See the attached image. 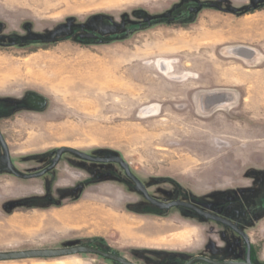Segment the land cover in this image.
Returning <instances> with one entry per match:
<instances>
[{
    "label": "rangeland",
    "instance_id": "374dc122",
    "mask_svg": "<svg viewBox=\"0 0 264 264\" xmlns=\"http://www.w3.org/2000/svg\"><path fill=\"white\" fill-rule=\"evenodd\" d=\"M0 134L23 175L62 148L119 157L153 199L231 221L264 264V0H0ZM73 247L133 264L247 253L227 226L150 204L118 164L66 154L23 180L0 143V253Z\"/></svg>",
    "mask_w": 264,
    "mask_h": 264
},
{
    "label": "water",
    "instance_id": "95a60500",
    "mask_svg": "<svg viewBox=\"0 0 264 264\" xmlns=\"http://www.w3.org/2000/svg\"><path fill=\"white\" fill-rule=\"evenodd\" d=\"M0 143L5 151L6 154V160H7V168L8 171L16 176L19 179L23 180H33V179H39L43 176L49 174L52 172L60 163L62 157L66 154H72L74 156H77L78 158H81L83 160H86L91 163L95 164H118L126 173V176L128 179L135 185V187L142 193L144 198L153 206L162 209V210H170L173 208H185L188 210H191L198 215L204 217L207 220L217 222L220 224H223L232 230H234L246 243L247 245V255L246 260L243 262H237V261H214L210 260L208 258L203 257H197L192 259L188 264H197V263H205V264H254L252 262V247L251 242L249 240V237L241 230L239 229L235 224H233L231 221H228L224 218L217 217L214 215H211L207 212L202 211L201 209L197 208L196 206L185 203V202H175L171 204H164L161 203L155 199H153L143 184L132 174L131 169L127 163H125L121 158L119 157H113V158H99L94 157L85 153H82L78 150L72 149V148H62L56 155L55 160H53L52 166L45 171L34 174V175H23L17 172L11 162V159L9 157V152L7 149V145L3 139V137L0 134ZM95 255L99 256L101 258L107 259L109 261H112L116 264H133L132 262L128 261L127 259L118 256L116 254L105 252L98 248L93 247H73L68 249H60V250H34V251H24V252H15V253H0V262H9V261H22V260H31V259H60L75 255Z\"/></svg>",
    "mask_w": 264,
    "mask_h": 264
},
{
    "label": "flooded vegetation",
    "instance_id": "af4514ba",
    "mask_svg": "<svg viewBox=\"0 0 264 264\" xmlns=\"http://www.w3.org/2000/svg\"><path fill=\"white\" fill-rule=\"evenodd\" d=\"M6 47H7V46H6ZM8 47H9V46H8ZM4 152H5V151H4ZM55 169H56V168H55ZM55 169H54V170H55ZM54 170H53V171H54ZM50 173H51V172H50ZM47 175H48V174H47ZM45 176H46V175H45ZM184 209H185V208H184ZM187 210H188V209H187ZM190 211H191V210H190ZM192 212H193V211H192ZM194 213H195V212H194ZM196 214H197V213H196ZM197 215H198V214H197ZM228 228H229V227H228ZM230 229H231V228H230ZM231 230H232V229H231ZM232 231H234V230H232ZM234 232H235V231H234ZM235 233H236V232H235ZM246 246H247V245H246ZM246 255H247V253H246ZM196 258H197V257H196ZM203 258H207V257H203ZM193 259H194V258H193ZM208 259H209V258H208ZM191 260H192V259H191ZM191 260H190V261H191ZM210 260H212V259H210ZM245 260H246V259H245ZM190 261H188L186 264H188ZM214 261H216V260H214ZM237 262H238V261H237ZM242 262H243V261H242ZM197 264H205V263L200 262V263H197Z\"/></svg>",
    "mask_w": 264,
    "mask_h": 264
},
{
    "label": "bare ground",
    "instance_id": "6f19581e",
    "mask_svg": "<svg viewBox=\"0 0 264 264\" xmlns=\"http://www.w3.org/2000/svg\"><path fill=\"white\" fill-rule=\"evenodd\" d=\"M45 78V77H44ZM46 79V78H45ZM43 82H45V80L43 81ZM46 83V82H45Z\"/></svg>",
    "mask_w": 264,
    "mask_h": 264
}]
</instances>
